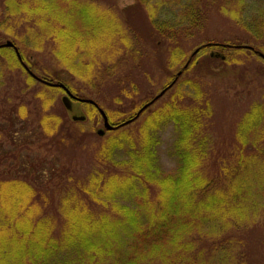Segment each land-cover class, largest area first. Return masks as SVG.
<instances>
[{"label":"trees","instance_id":"trees-1","mask_svg":"<svg viewBox=\"0 0 264 264\" xmlns=\"http://www.w3.org/2000/svg\"><path fill=\"white\" fill-rule=\"evenodd\" d=\"M52 1L6 0L0 12V27L12 39H18L12 25L6 26L7 21L33 20L40 31L37 37L50 34L57 43L59 52L55 55L64 67L63 74L84 80L92 71L89 65L92 60L84 62L87 59V54H83L85 45L77 34L85 25L97 21L91 15L94 6L81 5L80 0H61L62 21L60 14L54 12L59 0ZM136 1L137 6L133 9L143 10L148 15L155 34L152 36H156L153 50L148 52L149 58H155L156 55L151 54H156L154 48L165 46L167 57L163 67L168 77L161 90L176 79L159 99L170 95L169 101L153 109L157 100L131 123L146 114L134 138L120 132L131 124L119 125L133 119L148 102L139 101V106L116 123L113 121L117 114L106 112L110 125L117 128L108 132L113 133L111 138L98 150L92 169L95 171L82 184L78 179L73 182L67 177L64 193L59 198L57 190L52 191L53 194L36 190L31 163L41 161L40 167L50 164L52 169L56 168L53 159L61 152L64 158L69 157L71 149L81 145L80 141L89 133L77 130V124L72 119H65L64 114L62 130L56 131L60 120L47 113L53 100L41 106L46 115L40 119L30 118L28 126H42L41 130L50 137L53 147L46 150L44 156L35 155L38 151L33 147H22L26 150L24 153L19 148L5 151L7 146H0V157L3 156L0 158V264H252V258L243 248L251 244L246 237L248 233L264 229V161L256 155L250 156L248 151L252 146L262 154L261 147L253 141L256 132L260 137L258 127L260 120L264 124V110L259 102H254V97H246L252 90L247 92V85H244L243 99L247 98L253 104L236 126L235 151L219 150V157L236 160L233 163L221 161L218 165L211 163L209 170L206 165L209 142L203 133V118L210 117L211 109L205 103L207 92L203 91L202 82L210 86L213 66L244 65L251 62L250 56L264 64L259 56L264 53L239 42L206 40L185 56L181 40L198 35L196 31L208 21L207 6L216 0ZM253 1L254 6L246 11L244 0H224L221 12L245 33L255 39H264V9L254 15V10L263 6L264 0ZM169 5L178 8L179 13L170 12ZM207 36L216 35L206 34L205 38ZM12 44L21 61L33 72L22 49ZM124 44L129 49V43L124 41ZM0 55L7 60L9 69L22 72L27 87L37 84L22 68L13 49H0ZM138 66L129 71L130 79L133 78L131 74L137 75L136 72L146 75ZM227 70L230 69H223ZM178 73H181L179 77ZM190 74V80L183 79ZM37 77L52 84L61 83L79 98L71 82L46 75ZM199 77L201 83L196 82ZM118 89L115 93L119 91L121 95L113 101L120 103L121 96L134 97L124 89ZM231 89L232 84H228L225 92H231ZM36 95L38 98L37 93L31 98L35 99ZM236 95L237 92L233 98ZM187 97L193 105L189 100L183 107ZM87 106L91 111L86 113V120L94 113L98 114L97 108L102 110L98 104L97 108ZM12 109L8 113L13 116ZM27 116L26 108L18 106L17 118L13 117L22 124ZM82 124L78 123V126ZM169 124L178 134L174 143L177 167L172 173H163L157 165L156 133ZM3 137L9 145L8 134L3 133ZM119 155L124 158L120 159ZM21 166L26 174L18 171ZM247 229L252 230L245 234Z\"/></svg>","mask_w":264,"mask_h":264},{"label":"rangeland","instance_id":"rangeland-1","mask_svg":"<svg viewBox=\"0 0 264 264\" xmlns=\"http://www.w3.org/2000/svg\"><path fill=\"white\" fill-rule=\"evenodd\" d=\"M5 1L0 0V12ZM253 2V0H244L246 11L248 8L250 9L254 6ZM59 3L55 6L54 12L56 11V14H60L61 20L63 21V2L59 0ZM86 3L94 6V12L91 15L97 21H95V24L93 22L85 25L77 34L79 41L84 42L83 45H85L83 54H87V59L84 62L88 63L92 60L89 63L92 71L84 80L63 74L64 67L61 64V60H58L55 55L56 51L59 52L57 43L54 42V38L50 34L43 38H40V36L37 37L36 35L40 34V31L39 29L37 30L38 26L34 24L33 20L20 19L14 23L8 20L6 26L12 25V31L18 36V39H12L11 35H8L4 28L0 27V44L2 45L6 41L15 43L17 47L22 49L26 60L37 76L42 77L46 75L47 78L58 77V80L63 82H71L75 86L73 90L76 91V96L79 99L97 102L102 107L105 115L106 112L111 115L117 114L113 121L116 123L117 121H121L120 119H123L125 115L129 114L135 106H139L143 101L145 103L151 101L161 91L162 86L167 80L166 77H168V74L164 71L166 68L163 67L165 65L163 61L167 57L165 46L162 44L158 49L154 48L156 54H151L156 56L155 58H149L151 55L148 52L149 50H153L156 36H152L155 34L149 25L148 15L143 10L138 11L133 9L137 6L136 0L79 1L81 5ZM223 4L224 0H216L207 6L206 14L208 21L206 20L207 23H203L204 27H200L196 31L198 35L195 34L196 36L194 38L192 36L189 39L181 40V44H184L183 51L185 56H189L196 47L206 40L217 41L219 43L239 42L254 47L257 51L260 49L264 53V39L253 38L249 33L247 34V32L242 31L235 21H230L228 16H224L221 12ZM262 9H264V4L258 10H254V15L260 14L263 11ZM168 10L176 14L179 13V9L173 5H169ZM251 14L252 12L248 13V15ZM60 24L63 25V23ZM205 33L216 36H207L205 38ZM124 41L129 43L130 50L124 46ZM35 44H37V50H35ZM250 58L251 62H247L244 65L241 63L232 67H210L212 68V76L209 77L210 86L202 82L200 77L196 81L203 83L202 89L204 92H207L205 103H208L211 109L210 117L203 118V133L207 138V143L209 142V157L206 162L209 170L212 168V164L218 165L221 164V161L233 163L236 160V158L228 159V157H219V150H225L228 153L235 151L236 126L248 111L251 104H253L251 100L247 98L243 99L245 90L247 92L252 90V92H249V95L246 94V97H254V100H256L254 102H259L264 110V79H262V74L264 75V64L255 57L250 56ZM159 59L160 61L158 62ZM136 65H139L138 69L141 68L146 75H139L136 72L137 75H134V77L131 74L133 78L130 79L128 73ZM223 69L230 70L223 71ZM87 73L85 70V75ZM190 78H192L191 74L183 79L190 80ZM25 79V76L20 70L16 69L12 71L9 69L7 60L3 55H0V146H7L5 151L19 148L24 150V153L26 150L22 147H26L27 149L33 147L34 151H38L35 155L44 156L46 154L45 151L53 147L50 143V137L41 130L42 126H28L30 118L36 116V119H40L46 115V112L41 106L45 105L49 100H53L52 104L47 107V111H49L47 113L59 118L60 123L58 122V129L56 128V130L54 127L56 131L62 130L63 114L65 119L72 121L73 116L85 117L86 113L91 111V108L87 104L72 102L71 110L67 111L61 101L62 97L65 96L62 91L56 88L51 89L41 84H32L31 87H27ZM229 80L233 81L231 82ZM211 83L213 84L211 85ZM228 84H232L231 92H225ZM244 85H247L245 90L243 89ZM258 85L259 87H257ZM118 87V90L124 89L125 93L128 95L132 94L134 97L127 99V97L122 98L121 96V99H119L121 100L120 103L113 101L114 98L121 95L119 91L115 93ZM133 91L135 92L132 93ZM235 92H237V95L233 98ZM34 93L38 94V98L37 95L35 99L31 98ZM169 98L170 95L165 96L152 108L160 107L168 102ZM185 99L183 107L187 106L190 97ZM191 101L190 104H192ZM34 102L37 104L36 107L33 104ZM18 106H24L28 114L25 118L27 120L23 121L22 124L19 123V119L15 120L14 118L15 116L17 118ZM11 108H14L12 109L14 117L11 115V112L8 113ZM145 115L135 123L120 130V132L127 133L134 138V135L138 134ZM73 122L77 124L75 127L77 130L89 133L88 136L80 141L81 145L71 149V153L67 155L69 157L64 158L61 152L58 157L54 158L53 161L57 164V167L54 169L51 168L50 164H45V167H40L41 161L39 163H31L34 168L32 178L37 183L34 186L37 188V191H50L49 193L53 194L52 191L57 190L59 198L64 193L63 186H65L64 183H66L65 179L67 177L73 182L78 179L80 184H82L92 174L91 172L95 171L92 170L93 165H95L94 158L97 156L101 146L111 138L113 133L106 132L102 137L96 135L97 130L103 127L101 118L95 113L88 120L85 118L82 122ZM78 123L83 124L82 126H78ZM258 128L260 137L256 132L253 143L261 147L262 154H258L256 148L252 146L249 147L250 151H248V154L250 156L256 155L264 161V124L262 120H260ZM3 133L6 136L8 134L10 138L9 145H6L8 140L3 137ZM177 136V131L172 124L162 126L156 133L157 165L163 173H172L177 167V160L174 158V143ZM62 147L61 144V150ZM118 157L120 159L124 158L123 155H119ZM48 160L50 161V157H48ZM68 160L72 161L67 162ZM18 171L21 174H26L22 166L19 167ZM251 230L247 229L245 234ZM246 237L251 241V244L246 245L243 250L247 256L252 258L251 263L263 264L264 229L260 228L250 232ZM246 243L242 242V244Z\"/></svg>","mask_w":264,"mask_h":264},{"label":"water","instance_id":"water-1","mask_svg":"<svg viewBox=\"0 0 264 264\" xmlns=\"http://www.w3.org/2000/svg\"><path fill=\"white\" fill-rule=\"evenodd\" d=\"M0 47H3V48H13V44L10 41H7L6 43H4L3 45H1ZM195 53H197V52H194V54ZM17 55H18V58L20 59L19 54H17ZM259 56L264 60V56L263 55L259 54ZM24 67H26V66H24ZM28 73L33 78H35V79L38 80V78L35 77L31 72L28 71ZM180 75H181V73H178L177 74V77H179ZM175 80L172 82V84L168 88H166L163 91H161L151 102H149L148 104L144 105L138 111V113L136 114V116L133 119L124 122L123 124H121L120 127L129 125L130 123H132L133 121H135L144 110H146L148 107H150L155 101L159 100L166 93V91L175 83ZM39 81L42 82V83H44V84H46V85H48V86H50V87H58V88L62 89L65 92V96L62 98V103H63V105H64V107H65V109L67 111H70L71 110V108H72V101H77L79 103L89 104V105H93V106L97 107V105L93 101H91V100L78 99V98L74 97L70 93V91L64 85H62V84H52V83H49V82H46V81H43V80H39ZM99 114L101 115L102 120H103V128L97 131V135L99 137H102L105 134L106 131L107 132L108 131H112L113 129H116V128L113 127V126H111L109 124L108 119H107L106 115L104 114V112L102 110H99ZM84 119H85L84 117H76V116H73L72 117V120L73 121H84Z\"/></svg>","mask_w":264,"mask_h":264},{"label":"flooded vegetation","instance_id":"flooded-vegetation-1","mask_svg":"<svg viewBox=\"0 0 264 264\" xmlns=\"http://www.w3.org/2000/svg\"><path fill=\"white\" fill-rule=\"evenodd\" d=\"M0 49H4L3 47H0ZM6 49H13L14 50V52H16V56H17V58H18V55L17 54H19L18 53V51H17V48L15 47V48H6ZM16 49V50H15ZM19 56H20V54H19ZM18 60L21 62V66H22V68L25 70V72H27L28 73V71L30 72V70L28 69V67L21 61V57H20V59L18 58ZM24 66H26V67H24ZM28 75H29V73H28ZM34 75V74H33ZM33 80H34V82H36L37 84H41V85H43V86H45V87H48L49 88V86L48 85H46V84H44V83H42V82H40L39 80L40 79H35V78H33L31 75H29ZM35 76V75H34ZM36 77V76H35ZM56 89H59V91H62L63 92V90L62 89H60V88H58V87H55Z\"/></svg>","mask_w":264,"mask_h":264}]
</instances>
